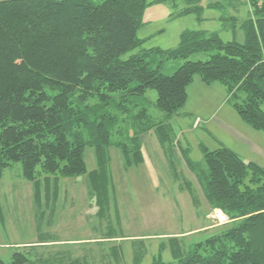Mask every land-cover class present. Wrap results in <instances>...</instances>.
I'll use <instances>...</instances> for the list:
<instances>
[{
  "label": "trees",
  "instance_id": "obj_1",
  "mask_svg": "<svg viewBox=\"0 0 264 264\" xmlns=\"http://www.w3.org/2000/svg\"><path fill=\"white\" fill-rule=\"evenodd\" d=\"M201 1L184 0L186 7L179 14L198 15ZM237 1L247 8L243 20ZM147 4L0 0V176L21 165L22 177L34 187L40 222L43 209L53 218L52 182L56 188L60 179L87 174L98 204L106 205V151L117 116L99 109L116 98L118 110L126 115L137 106L138 97L154 90V106L169 119L185 104L186 89L197 75L204 84L224 86L240 120L264 132V0H230L234 15L229 18L231 25H240L242 43L224 42L215 33L185 31L171 50L140 49L144 41L137 31ZM219 6L220 2L207 5ZM198 53L207 54V60H188ZM170 60L184 61L165 75L162 63ZM238 93L244 96L241 102H236ZM137 117L146 120V109ZM153 128L148 124L140 133ZM155 133L163 146L161 124ZM116 146L128 155L126 145ZM86 147L98 159V168L90 173L84 161ZM204 162L197 184L209 209L227 218L221 225L227 228L187 253L172 247L176 264H264V169L244 163L227 148L204 151ZM38 230V241L15 247L10 262L0 259V264H88L86 257L55 249L58 241L53 235ZM114 257L117 262L120 256L115 252ZM133 264H140L138 257Z\"/></svg>",
  "mask_w": 264,
  "mask_h": 264
},
{
  "label": "rangeland",
  "instance_id": "obj_2",
  "mask_svg": "<svg viewBox=\"0 0 264 264\" xmlns=\"http://www.w3.org/2000/svg\"><path fill=\"white\" fill-rule=\"evenodd\" d=\"M215 2L220 6L207 7ZM147 3L143 25L137 31V37L144 41L140 49H174L185 31L215 33L224 42L244 40L240 25H231L234 5L230 0H202L198 15L179 14L186 7L184 0ZM239 3L235 5L243 20L248 12ZM207 58V54L198 53L188 60ZM183 61H164L161 72L171 75ZM186 93L185 104L169 119L154 106V90L138 97L137 106L129 108L128 116L118 110L117 98L99 109L117 116L109 128L110 146L106 151V205L98 204L87 174L60 179L56 188L52 182V191L56 192L53 218L43 209L45 217L40 222L34 187L22 177L21 165L6 169L0 176V259L9 263L15 247L38 241V227L58 241L55 249L86 257L88 264H133L137 257L140 264L159 260L176 264L172 247L177 245L187 253L194 244L225 231L227 227L221 225L227 218L209 209L197 184V173L206 168L204 151L227 148L244 163L264 169V132L240 120L233 108L234 98L220 83L207 85L195 75ZM243 97L238 93L236 102ZM142 108L147 119L140 121L137 115ZM148 124L154 128L140 133ZM160 124L163 146L155 133ZM116 144L126 145L128 155L124 156ZM84 161L87 173L98 168L90 147L84 151ZM42 204L46 206L44 196ZM115 252L120 256L117 262Z\"/></svg>",
  "mask_w": 264,
  "mask_h": 264
}]
</instances>
